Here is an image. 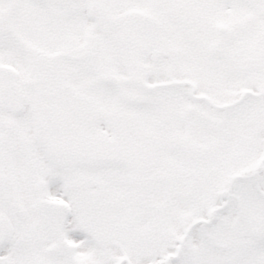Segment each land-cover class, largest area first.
Masks as SVG:
<instances>
[{"label":"snow or ice","instance_id":"1","mask_svg":"<svg viewBox=\"0 0 264 264\" xmlns=\"http://www.w3.org/2000/svg\"><path fill=\"white\" fill-rule=\"evenodd\" d=\"M0 264H264V0H0Z\"/></svg>","mask_w":264,"mask_h":264}]
</instances>
